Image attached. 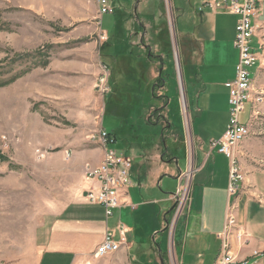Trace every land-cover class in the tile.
<instances>
[{"label": "rangeland", "instance_id": "1", "mask_svg": "<svg viewBox=\"0 0 264 264\" xmlns=\"http://www.w3.org/2000/svg\"><path fill=\"white\" fill-rule=\"evenodd\" d=\"M105 1L114 13L102 17L99 0H0V81L25 72L14 83L0 87V264H33L49 240L47 227L84 199L86 168L99 165L103 157L97 139L102 128L117 137L114 149L125 158L131 147L143 152L155 136H163L166 154L179 161V166L170 162L166 168L178 171L184 165L183 151L173 150V140L163 133L162 118L155 126L149 125L148 119L154 122V111L158 109L159 115L164 111L162 116L172 131L182 134L191 112L206 109L204 99L210 94L206 83L215 79L207 74L213 73L194 64L183 69L179 50L181 33L201 24L197 12L203 0ZM164 23L171 35L169 55L161 53L160 45L151 40ZM137 28L148 38L145 50L160 56V63L149 55V65L141 68L140 52L126 48L132 41H122L123 31L138 33ZM107 34L112 46L102 59L100 47ZM161 41L165 44L166 40ZM133 42L143 45L139 38ZM140 50L145 56V50ZM19 55L21 59L14 63L13 58ZM45 61L48 66L40 67ZM251 71L253 74L254 69ZM160 74L162 80L158 81ZM158 82L164 90L156 87L155 98L147 88L154 89ZM214 92L217 105L212 109L221 111L229 103V91L222 86ZM249 113L247 109L240 116L242 123L248 121ZM250 126L251 133L237 148L249 149L243 157L246 167L264 174V102L256 106ZM215 127L219 129L220 122ZM156 145L153 151L163 150L160 143ZM168 173L163 172L165 183L156 187L134 180L128 195L140 202L158 194L164 198L176 195L179 184L165 176ZM160 207L169 211L171 204ZM152 211L153 207H143L139 212L146 215ZM119 220L137 231L136 250L141 246L150 254L151 247L159 250L160 245L161 252L156 253L162 255V264H171L167 235L158 233L146 241L155 223L140 215L133 224L129 212H115L109 220L111 229ZM169 224L172 231L176 219ZM115 254L102 258L90 254L84 264H118ZM257 264H264V257Z\"/></svg>", "mask_w": 264, "mask_h": 264}, {"label": "crops", "instance_id": "2", "mask_svg": "<svg viewBox=\"0 0 264 264\" xmlns=\"http://www.w3.org/2000/svg\"><path fill=\"white\" fill-rule=\"evenodd\" d=\"M206 1L208 0L201 1V4ZM197 13L202 16L201 24L197 22L196 29L190 30L189 33H181L179 50L183 69L191 68L194 64L201 71L205 69L207 73H213L207 74L209 78L215 79L206 83L207 95L210 92L204 99L206 109L197 108L191 112L192 117H189V122L185 123L182 134L172 131V126L162 116L164 111L156 117V121L160 123L161 117L162 123H165V125L162 124L163 133L167 132L173 140V150L181 148L183 151L185 158L183 167L178 171H169L166 168L170 162H175L179 166V161L174 157L170 159L172 154H166L168 148L163 136L162 138L155 136L150 148L144 149L143 152L131 147L127 151L126 158L122 155L132 164L130 188L136 179L140 184L149 182L154 187L163 185L165 180L162 179V175L164 176L166 173L163 174V172L167 170L169 173L165 176L176 179L179 184L177 194L182 193V189L186 191L187 202L184 210L171 231L169 223L172 224L175 219L176 200L173 198L175 195L164 198L158 194L153 200L140 202L130 197L128 190L126 197L122 199V206L114 211L113 217L115 212H119L120 215L123 212H129L133 224L140 215L155 223L153 233L146 241H150L158 233L167 235L171 264H215L223 246L219 236L224 231L228 212L234 205L237 223H230V230H237L238 225L239 231L245 235L241 240L237 238V232L231 237V253L234 261L236 264H257L264 257V174L246 167L243 157L249 149L239 146L235 150V155L240 158L242 169L245 171V180L241 191L236 196H230L228 192L230 160L219 152L218 147L211 146L212 140H219L224 135L230 119L228 102L225 109L221 111L212 109V106L217 105L214 89L222 86L226 89L225 84L235 78L239 59V53L234 46L237 16L208 10ZM140 25V30H144V26L141 23ZM253 25L252 49L257 54L259 62L253 74L251 71V77L254 92L260 96L262 104L264 102V0H261L260 11L253 19ZM140 30L137 31L138 33L128 32L127 39L132 41L130 46L134 51L140 52L141 55L140 49L145 50L147 45L144 41L148 38L145 33H140ZM152 35L151 40L155 41L156 33ZM137 38L139 42L142 40L143 45L133 42ZM147 51L151 52V50L144 52ZM190 56H192L191 59ZM230 70H232L231 74L226 75V72ZM204 78L205 75L201 79ZM223 82L225 83L222 85ZM159 89L163 91L164 87ZM168 104L169 101L165 97L164 106ZM255 108L256 105L247 104L246 110L248 109L250 113L245 124H252ZM217 122H220L219 129L215 127ZM157 142L163 148L160 152L153 151L157 149ZM87 184L89 189L91 184L89 182ZM169 202L171 204L169 211L160 207ZM143 207H153V211L143 215L139 212ZM110 219L107 220L102 206L89 204L85 198L78 200L70 209H66L64 217L54 220L47 227L46 233L49 234V240L46 246L39 250L40 255L33 264H84L85 257L95 254L97 248L103 243L106 231H115L121 222V220L116 221L115 228L111 229ZM127 228L129 229L127 242L115 254L118 264H162V255L156 253L161 252L160 245L159 250L151 247L153 253L150 254L144 253L141 246L136 250L139 242L135 238L137 231L130 227V224ZM116 239L118 240L119 237L117 236ZM143 259L146 260L143 262Z\"/></svg>", "mask_w": 264, "mask_h": 264}, {"label": "built area", "instance_id": "3", "mask_svg": "<svg viewBox=\"0 0 264 264\" xmlns=\"http://www.w3.org/2000/svg\"><path fill=\"white\" fill-rule=\"evenodd\" d=\"M261 0H208L198 8L199 13L208 10L211 12L228 13L237 16L236 36L234 46L239 53L235 78L225 84L229 91L230 119L224 135L219 140H212L211 146L218 147L219 152L230 160L229 195L236 196L242 189L245 177L239 160L235 155L237 146L251 133L250 125L243 124L240 116L245 112L248 103L259 105L262 102L260 96L254 92L251 82V70L258 62V56L252 49L254 36L253 19L260 11ZM114 9L102 0L101 16L113 14ZM107 41V36L102 38ZM97 139L104 151L103 160L99 166L86 168V179L91 187L84 194L85 200L92 205H100L105 210L108 219L113 217L114 211L122 206V199L126 197L127 190L131 186L130 171L131 161L119 155L115 149V138L110 136L105 129L97 134ZM67 153V159H70ZM175 219L177 220L187 202L185 189L175 195ZM235 206L232 205L228 212L223 233L219 236L222 240V252L215 264H236L231 253V237L237 232V238L243 239V235L237 225V230H230V223H237L234 216ZM174 229V228H173ZM129 229L119 222L116 230H107L103 243L97 248L95 258H102L117 253L121 246L127 242ZM119 237L117 240L116 237Z\"/></svg>", "mask_w": 264, "mask_h": 264}, {"label": "trees", "instance_id": "4", "mask_svg": "<svg viewBox=\"0 0 264 264\" xmlns=\"http://www.w3.org/2000/svg\"><path fill=\"white\" fill-rule=\"evenodd\" d=\"M159 27H161L160 29H159ZM159 27H157L156 28V30H158L159 29V32L156 34V36H155V43H156V45H160V52L161 53H167L168 55L169 54H171V49H172V47H171V40H170V33H169V30H168V27H167V24H162V25H160ZM123 28H124V26H123ZM155 29V28H154ZM124 30V29H123ZM122 32V31H121ZM124 33H125V38L122 40V41H127V43L129 42V40L127 39V30L125 31H123ZM155 33V32H154ZM111 36H110V34H108V40L105 42V43H103L102 45H101V47H100V55H101V57H102V59L104 58V56H106L105 55V51L109 48V47H111L112 46V43H111ZM165 39L166 41H165V44H163V42L161 41V39ZM129 46H130V43L128 44V46L126 47V48H129ZM37 56V58H39V57H41V55L40 54H37L36 55ZM21 57L22 56H17V57H15V58H13V61H14V63H16V62H18L20 59H21ZM138 57H141L142 58V60H143V62H141L140 63V67L141 68H145L146 67V65H149V61H151V60H149L148 58H149V52L147 51L146 52V55L145 56H142V55H140L139 54V56ZM157 58V60L159 61V59H161L162 60V58L159 56V57H156ZM139 60H140V58H139ZM42 60H39V62H41ZM39 62H37L36 61V65H37V63H39ZM160 63V62H159ZM48 64H49V62L48 61H45V62H43V63H40V67H46V66H48ZM1 67V66H0ZM38 67V66H37ZM1 69H2V67H1ZM106 69L108 70V68L106 67ZM147 72L145 71L144 72V74H142L141 73V78L142 79H145L144 78V75L146 74ZM23 74H25V72H23V73H19V74H15V75H13L12 77H10L8 80H2V81H0V87H4V86H7V85H9V84H11V83H14L16 80H18ZM110 80L112 81V75H111V78H110ZM162 80V74H160V76H159V80L158 81H161ZM151 87V86H150ZM150 87H148L147 88V90L149 91V93L150 94H152V96L153 97H155L156 98V87H159V88H161L162 86L159 84V82L155 85V87H154V89H151ZM167 99V98H166ZM168 100V99H167ZM166 105V104H165ZM106 110H108L107 109V107L105 108V112H106ZM104 112V113H105ZM160 113V112H159ZM159 113H158V109L157 110H155L154 111V113H153V116L154 117H158V115H159ZM148 123H149V125H152V126H155V125H157V124H159V121L157 120V121H154V122H152V120H151V118H149L148 119ZM165 129H167V127H165ZM164 131V130H163ZM108 134L110 135V136H112L113 138H115V140H117V137L115 136V135H113L112 133H110V132H108ZM0 160H3L2 158H0Z\"/></svg>", "mask_w": 264, "mask_h": 264}, {"label": "bare ground", "instance_id": "5", "mask_svg": "<svg viewBox=\"0 0 264 264\" xmlns=\"http://www.w3.org/2000/svg\"><path fill=\"white\" fill-rule=\"evenodd\" d=\"M99 6H100V9H101V13H102V0H99ZM251 82L253 84L252 77H251Z\"/></svg>", "mask_w": 264, "mask_h": 264}, {"label": "flooded vegetation", "instance_id": "6", "mask_svg": "<svg viewBox=\"0 0 264 264\" xmlns=\"http://www.w3.org/2000/svg\"><path fill=\"white\" fill-rule=\"evenodd\" d=\"M150 55V54H149ZM156 57H158V56H156ZM155 56H152V54L150 55V58L151 59H153V60H155V59H157ZM159 62V61H158Z\"/></svg>", "mask_w": 264, "mask_h": 264}, {"label": "water", "instance_id": "7", "mask_svg": "<svg viewBox=\"0 0 264 264\" xmlns=\"http://www.w3.org/2000/svg\"><path fill=\"white\" fill-rule=\"evenodd\" d=\"M177 60H178V57L176 56Z\"/></svg>", "mask_w": 264, "mask_h": 264}]
</instances>
